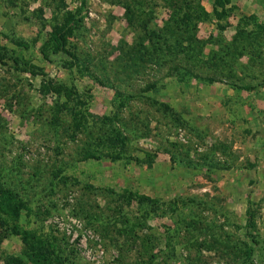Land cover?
I'll list each match as a JSON object with an SVG mask.
<instances>
[{"label": "rangeland", "instance_id": "obj_1", "mask_svg": "<svg viewBox=\"0 0 264 264\" xmlns=\"http://www.w3.org/2000/svg\"><path fill=\"white\" fill-rule=\"evenodd\" d=\"M193 1L0 0V181L71 264H264V0Z\"/></svg>", "mask_w": 264, "mask_h": 264}, {"label": "trees", "instance_id": "obj_2", "mask_svg": "<svg viewBox=\"0 0 264 264\" xmlns=\"http://www.w3.org/2000/svg\"><path fill=\"white\" fill-rule=\"evenodd\" d=\"M163 3L167 8H170V14L168 19L165 20V27H169L171 24L174 30L181 29L186 31L188 28V21L185 17V8H194V12L197 16L203 11L202 7L198 3H194L193 0H163ZM184 15V17H183ZM171 21V23H170ZM170 30V29H168ZM63 34L54 30H50L46 37L47 43L51 45L54 51L59 48H63L65 41L62 38ZM44 91L49 89L51 82H41ZM56 91H59L56 88ZM61 103V102H60ZM59 103V104H60ZM122 105V103H121ZM111 120L108 115H105ZM80 119L74 118V124L76 127L80 123ZM106 134L94 136L82 146L83 157H97L99 155H107L110 158L119 157L123 152L122 144L124 139L119 137L117 128L110 127L102 130ZM102 132V133H103ZM118 143V145H117ZM101 144L103 146H97ZM2 174V173H1ZM0 174V175H1ZM145 197L141 194H135L137 200ZM146 198V197H145ZM24 207V202L19 198L17 189L13 186H9L5 182L0 181V226L7 229V233L18 234L22 243V248L19 255H8L9 264H71L70 258L63 253L62 248L55 241L45 237L41 233H37L31 227L21 226L18 223L20 211Z\"/></svg>", "mask_w": 264, "mask_h": 264}]
</instances>
